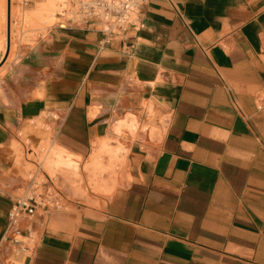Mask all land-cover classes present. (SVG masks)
I'll return each mask as SVG.
<instances>
[{"label":"crops","instance_id":"obj_1","mask_svg":"<svg viewBox=\"0 0 264 264\" xmlns=\"http://www.w3.org/2000/svg\"><path fill=\"white\" fill-rule=\"evenodd\" d=\"M138 15L124 32L69 24L31 38L11 6L0 264H264V0H148ZM46 141L83 164L111 141L123 161L101 191L74 187L84 169H44L64 206L22 217L36 236L18 254L14 192Z\"/></svg>","mask_w":264,"mask_h":264},{"label":"built area","instance_id":"obj_2","mask_svg":"<svg viewBox=\"0 0 264 264\" xmlns=\"http://www.w3.org/2000/svg\"><path fill=\"white\" fill-rule=\"evenodd\" d=\"M148 0H62L57 16L59 26L93 25L106 34L127 31L140 23L139 10ZM26 184L14 192V204L9 213L7 236L18 254L30 255L34 245L29 240L34 232L24 233L22 217H34L59 210L64 206L61 192L53 185L41 164L36 165ZM14 264V262H11Z\"/></svg>","mask_w":264,"mask_h":264},{"label":"bare ground","instance_id":"obj_3","mask_svg":"<svg viewBox=\"0 0 264 264\" xmlns=\"http://www.w3.org/2000/svg\"><path fill=\"white\" fill-rule=\"evenodd\" d=\"M61 2L62 0H37V10L34 11L35 13H33L28 19L26 18L25 22L30 24L36 23L42 29H45L48 26L47 24H51L55 21ZM21 15L20 9L15 8V26H19L21 17L24 20V16ZM5 18L6 12L4 7V21ZM123 151V145L121 144L113 145L111 141H106L102 144L98 143L94 152L90 156V159L82 167L81 155L73 153L57 143H53L46 152L43 161L53 176L62 175L66 177L70 175L81 177V171L84 169L90 174L93 183L97 184L102 189H108L104 173L108 172L110 175L116 173L117 168L123 161ZM106 152L111 153L113 157L112 161H105L104 155Z\"/></svg>","mask_w":264,"mask_h":264},{"label":"rangeland","instance_id":"obj_4","mask_svg":"<svg viewBox=\"0 0 264 264\" xmlns=\"http://www.w3.org/2000/svg\"><path fill=\"white\" fill-rule=\"evenodd\" d=\"M11 6H13V21L16 20V16H14L15 8H19L20 9V15L22 14L21 16H24V20L21 17L20 24L18 26L19 27L18 28V33L24 34V36H29L31 38H36L39 35L47 34L53 27L59 26L60 18L58 16L55 18V21L53 23L47 24L48 26L45 29H42L36 23L35 24H30V23L25 22L26 18L28 19L33 13H35L34 11L37 10V8H38L37 0H11V4H10V0H0V62H1L2 58H3V56L5 55V51L7 52V42H8V33H9V9L11 8ZM4 7H5V12H6L5 21H4ZM13 27H15V23L13 24ZM5 43H6V47H5ZM52 144L53 143L51 141L43 142V144L37 150V156H36L38 161L41 163L42 167L48 173H50V171L47 169L43 159H44V157L46 155V152L48 151L49 147ZM104 158H105V161H106V159H109V161L113 160V157H112L111 153H109V152L105 153ZM35 168H36V165L27 164L26 172L24 173L23 178H29L30 173ZM105 175H110V174L108 172H105L104 176ZM89 176H90V174H89ZM54 179H55L54 180L55 187L56 188H62L63 187L61 185L62 183L60 182L58 177L57 178L54 177ZM82 183L79 182L77 184V185H79L78 187H77L76 183H74V187L76 186L77 190L80 191V192H82L83 190L85 192L87 190V187L93 189L94 191H101L102 190V188H100L97 184L92 182L91 176H90L89 182L87 184H82ZM81 184L83 186H81ZM35 236H36V233H34V237ZM29 241L31 242L32 245H34V242H33L32 239L29 240ZM14 264H22V263L21 262H14Z\"/></svg>","mask_w":264,"mask_h":264},{"label":"water","instance_id":"obj_5","mask_svg":"<svg viewBox=\"0 0 264 264\" xmlns=\"http://www.w3.org/2000/svg\"><path fill=\"white\" fill-rule=\"evenodd\" d=\"M10 4H11V0H10ZM10 26H11V8L9 9V33H8L9 38H10ZM9 45L10 44L8 43V47H9Z\"/></svg>","mask_w":264,"mask_h":264}]
</instances>
